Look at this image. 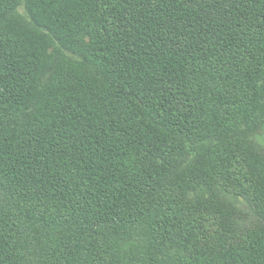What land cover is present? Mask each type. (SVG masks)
<instances>
[{
    "label": "trees",
    "instance_id": "1",
    "mask_svg": "<svg viewBox=\"0 0 264 264\" xmlns=\"http://www.w3.org/2000/svg\"><path fill=\"white\" fill-rule=\"evenodd\" d=\"M0 264H264V0H0Z\"/></svg>",
    "mask_w": 264,
    "mask_h": 264
},
{
    "label": "rangeland",
    "instance_id": "2",
    "mask_svg": "<svg viewBox=\"0 0 264 264\" xmlns=\"http://www.w3.org/2000/svg\"><path fill=\"white\" fill-rule=\"evenodd\" d=\"M18 11H19L20 13H25V12H24V9H23L22 6L18 9Z\"/></svg>",
    "mask_w": 264,
    "mask_h": 264
}]
</instances>
